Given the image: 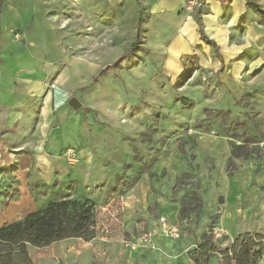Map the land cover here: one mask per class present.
Returning a JSON list of instances; mask_svg holds the SVG:
<instances>
[{"label":"rangeland","instance_id":"rangeland-1","mask_svg":"<svg viewBox=\"0 0 264 264\" xmlns=\"http://www.w3.org/2000/svg\"><path fill=\"white\" fill-rule=\"evenodd\" d=\"M20 1L28 44L59 76L71 127L63 173L0 150V227L23 229L20 242L0 240V264H196L192 253L208 242L218 250L208 264H220L238 234L264 235V14L251 15L260 31L237 40L234 55L206 36L174 61L163 37L171 30L151 24L139 0ZM73 199L92 202L93 213L67 236L59 205ZM161 217L178 237L161 232Z\"/></svg>","mask_w":264,"mask_h":264},{"label":"crops","instance_id":"crops-1","mask_svg":"<svg viewBox=\"0 0 264 264\" xmlns=\"http://www.w3.org/2000/svg\"><path fill=\"white\" fill-rule=\"evenodd\" d=\"M139 1L146 5L151 24H166L171 30L166 32L165 26L163 37L170 40L167 55L173 60L182 54L193 53L200 48V44H205L201 41L197 17L203 33L214 45L216 43L219 51L221 49L226 56L234 55V52L240 49L237 40H242L245 34L251 37L260 31V26L251 17L256 12L247 2H264V0H199L200 5L194 7V9L199 7L200 10L196 16L192 12L184 11L183 6L187 0ZM16 2L17 0L0 2V39L4 42V46L0 47V120H5L3 127L0 126V150L7 145L12 146V149L7 147L6 149L19 154L14 158V163L26 167L29 162L23 164L24 161L33 158L37 164L58 169L57 172L63 173L62 169L66 165L61 149H64V142L69 139L68 128L71 127L66 121L71 118L67 116V110L63 105L64 89L58 87L62 85V82L58 81L59 76L53 79L54 77L47 73L49 67L44 66L38 51L29 46L28 37L32 29L30 25L32 20L29 21L27 16L30 11ZM20 2L37 3L48 0ZM101 2L116 6L123 0ZM38 20L41 25L44 24L43 20ZM231 46L230 51H227ZM202 48V53L206 55L207 51L211 53L213 49L212 45L208 44ZM182 68L184 69L183 65ZM35 96L38 101L37 124L32 123ZM55 106L58 110H54ZM20 123H23L21 129ZM34 134L35 140L32 137ZM29 152L34 155H29ZM23 154L26 157H20ZM22 173L26 175V172ZM258 264H264V255Z\"/></svg>","mask_w":264,"mask_h":264},{"label":"trees","instance_id":"trees-1","mask_svg":"<svg viewBox=\"0 0 264 264\" xmlns=\"http://www.w3.org/2000/svg\"><path fill=\"white\" fill-rule=\"evenodd\" d=\"M226 3V2H225ZM248 6L257 13L264 12L260 9L257 2H247ZM200 27L201 39L207 40L205 34ZM214 46L213 41L207 40ZM249 142V141H248ZM242 146H235L233 149L236 155H246V152H242ZM92 202L85 200L80 202L76 199L63 200L60 202V222L63 223V232L67 236H77L79 230L83 225L90 220L93 213ZM29 227L31 228L30 219L27 220ZM21 222H14L3 225L0 227V240L7 242H20L23 239V229ZM33 229V227L31 228ZM264 242V235L242 233L238 234L232 241L228 248H225L220 252L222 255V262L220 264H257V261L262 256V250ZM218 251L212 246L211 242L206 244H200L199 248L195 250L192 255L196 264H208L210 253Z\"/></svg>","mask_w":264,"mask_h":264},{"label":"built area","instance_id":"built-area-1","mask_svg":"<svg viewBox=\"0 0 264 264\" xmlns=\"http://www.w3.org/2000/svg\"><path fill=\"white\" fill-rule=\"evenodd\" d=\"M197 5H199V0H187V2L184 4V11L190 12ZM156 224L159 226L161 232H163L165 235L171 236L173 238L178 237L179 228L177 225L167 223L165 217L159 218Z\"/></svg>","mask_w":264,"mask_h":264},{"label":"water","instance_id":"water-1","mask_svg":"<svg viewBox=\"0 0 264 264\" xmlns=\"http://www.w3.org/2000/svg\"><path fill=\"white\" fill-rule=\"evenodd\" d=\"M68 105L73 109V110H77L81 103L79 102V100L75 97L72 96L68 101H67ZM219 201L222 202L223 198L222 196H219Z\"/></svg>","mask_w":264,"mask_h":264},{"label":"bare ground","instance_id":"bare-ground-1","mask_svg":"<svg viewBox=\"0 0 264 264\" xmlns=\"http://www.w3.org/2000/svg\"><path fill=\"white\" fill-rule=\"evenodd\" d=\"M174 68V67H173Z\"/></svg>","mask_w":264,"mask_h":264}]
</instances>
